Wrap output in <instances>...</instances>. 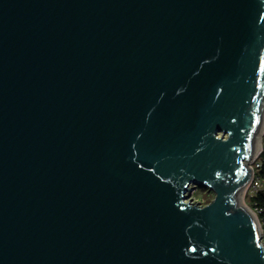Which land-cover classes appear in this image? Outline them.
Listing matches in <instances>:
<instances>
[{
  "label": "water",
  "instance_id": "obj_1",
  "mask_svg": "<svg viewBox=\"0 0 264 264\" xmlns=\"http://www.w3.org/2000/svg\"><path fill=\"white\" fill-rule=\"evenodd\" d=\"M263 125L264 0H0V264H264Z\"/></svg>",
  "mask_w": 264,
  "mask_h": 264
},
{
  "label": "built area",
  "instance_id": "obj_2",
  "mask_svg": "<svg viewBox=\"0 0 264 264\" xmlns=\"http://www.w3.org/2000/svg\"><path fill=\"white\" fill-rule=\"evenodd\" d=\"M260 149L248 162L251 169L250 178L245 186V196L254 211L264 240V126L260 133Z\"/></svg>",
  "mask_w": 264,
  "mask_h": 264
},
{
  "label": "rangeland",
  "instance_id": "obj_3",
  "mask_svg": "<svg viewBox=\"0 0 264 264\" xmlns=\"http://www.w3.org/2000/svg\"><path fill=\"white\" fill-rule=\"evenodd\" d=\"M214 196H215V192L212 189L205 186H199L190 194L188 200H193L195 202L198 201L199 203L206 204L210 202V200L213 199ZM242 200L245 204L251 207L248 198L245 196V192L242 195Z\"/></svg>",
  "mask_w": 264,
  "mask_h": 264
},
{
  "label": "bare ground",
  "instance_id": "obj_4",
  "mask_svg": "<svg viewBox=\"0 0 264 264\" xmlns=\"http://www.w3.org/2000/svg\"><path fill=\"white\" fill-rule=\"evenodd\" d=\"M264 126V125H263ZM263 128V127H262ZM262 128H261V130H260V133H261V131H262ZM243 193H244V189L242 190V195H243Z\"/></svg>",
  "mask_w": 264,
  "mask_h": 264
},
{
  "label": "snow or ice",
  "instance_id": "obj_5",
  "mask_svg": "<svg viewBox=\"0 0 264 264\" xmlns=\"http://www.w3.org/2000/svg\"><path fill=\"white\" fill-rule=\"evenodd\" d=\"M258 122V121H257ZM193 251L195 250V248L192 249Z\"/></svg>",
  "mask_w": 264,
  "mask_h": 264
},
{
  "label": "trees",
  "instance_id": "obj_6",
  "mask_svg": "<svg viewBox=\"0 0 264 264\" xmlns=\"http://www.w3.org/2000/svg\"><path fill=\"white\" fill-rule=\"evenodd\" d=\"M213 198H214V197H213ZM211 200H212V199H211ZM211 200H210V201H211Z\"/></svg>",
  "mask_w": 264,
  "mask_h": 264
}]
</instances>
